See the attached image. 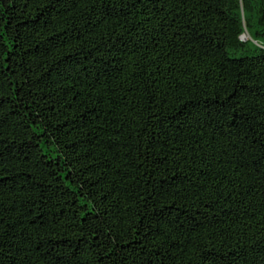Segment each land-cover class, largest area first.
I'll list each match as a JSON object with an SVG mask.
<instances>
[{
  "label": "trees",
  "instance_id": "trees-1",
  "mask_svg": "<svg viewBox=\"0 0 264 264\" xmlns=\"http://www.w3.org/2000/svg\"><path fill=\"white\" fill-rule=\"evenodd\" d=\"M0 264H264V0H0Z\"/></svg>",
  "mask_w": 264,
  "mask_h": 264
}]
</instances>
